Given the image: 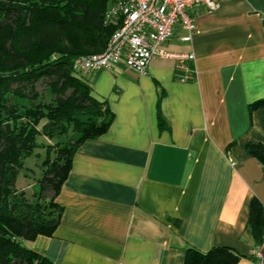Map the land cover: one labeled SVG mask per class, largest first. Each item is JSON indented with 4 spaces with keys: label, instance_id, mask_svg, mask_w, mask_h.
Masks as SVG:
<instances>
[{
    "label": "crops",
    "instance_id": "obj_1",
    "mask_svg": "<svg viewBox=\"0 0 264 264\" xmlns=\"http://www.w3.org/2000/svg\"><path fill=\"white\" fill-rule=\"evenodd\" d=\"M188 14L197 32L183 40L176 24L165 48L193 53L189 80L159 56L144 73L121 62L81 74L112 121L73 154L52 234L25 242L53 264H186L194 250L258 264L264 234L256 245L248 210L264 203V175L247 148L264 147V105L252 106L264 98V0Z\"/></svg>",
    "mask_w": 264,
    "mask_h": 264
},
{
    "label": "trees",
    "instance_id": "obj_2",
    "mask_svg": "<svg viewBox=\"0 0 264 264\" xmlns=\"http://www.w3.org/2000/svg\"><path fill=\"white\" fill-rule=\"evenodd\" d=\"M111 2L0 0V264H53L25 242L52 234L62 212L55 197L73 154L112 121L106 102L94 97L71 68L74 59L101 52L119 25L105 19ZM38 84H43L41 90ZM262 105L264 98L252 104ZM158 124L165 126L160 115ZM41 136L53 144L39 142ZM38 147L44 149L43 170L35 198L29 199L16 183L22 169L32 170L25 160L38 155ZM247 149L261 162L264 175V147L250 144ZM248 229L260 244L264 203L256 199L249 203ZM214 253L189 251L186 264L234 260L228 251Z\"/></svg>",
    "mask_w": 264,
    "mask_h": 264
},
{
    "label": "built area",
    "instance_id": "obj_3",
    "mask_svg": "<svg viewBox=\"0 0 264 264\" xmlns=\"http://www.w3.org/2000/svg\"><path fill=\"white\" fill-rule=\"evenodd\" d=\"M199 5L211 10L217 6V0H112L105 19L119 21V25L101 52L74 59L72 72L80 76L99 69H113L123 62L144 73L148 62L159 56L174 58L176 76L182 81L189 80L193 73L187 62L194 59L193 53L169 51L165 44L173 36L176 24L185 29L183 40L192 38L197 29L188 10ZM254 254L258 264H264V250L256 248Z\"/></svg>",
    "mask_w": 264,
    "mask_h": 264
},
{
    "label": "rangeland",
    "instance_id": "obj_4",
    "mask_svg": "<svg viewBox=\"0 0 264 264\" xmlns=\"http://www.w3.org/2000/svg\"><path fill=\"white\" fill-rule=\"evenodd\" d=\"M38 89H42L43 84H38ZM39 142H43V143H50L53 144V140H47L45 139L43 136L38 138ZM35 152H38V155L33 154L31 157H28L25 160V166L27 168L32 167V170L30 169H22L20 171V177L17 181V188L19 190H24L26 196L29 199L35 198V195H33L35 190L39 189L38 184V178L41 177L42 175V170L43 168L40 165V161L43 159L44 157V149L43 147H38ZM51 190L49 189L47 191L46 194H48V196L51 194Z\"/></svg>",
    "mask_w": 264,
    "mask_h": 264
}]
</instances>
